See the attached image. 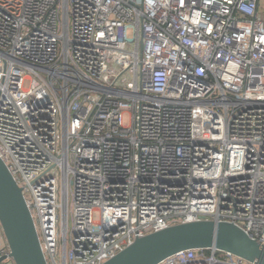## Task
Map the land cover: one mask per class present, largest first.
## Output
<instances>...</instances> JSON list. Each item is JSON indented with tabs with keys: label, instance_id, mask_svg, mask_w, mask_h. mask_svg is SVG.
I'll return each instance as SVG.
<instances>
[{
	"label": "built area",
	"instance_id": "obj_1",
	"mask_svg": "<svg viewBox=\"0 0 264 264\" xmlns=\"http://www.w3.org/2000/svg\"><path fill=\"white\" fill-rule=\"evenodd\" d=\"M260 6L0 0V158L47 264H104L200 221L264 246ZM159 264L255 263L206 249Z\"/></svg>",
	"mask_w": 264,
	"mask_h": 264
},
{
	"label": "water",
	"instance_id": "obj_2",
	"mask_svg": "<svg viewBox=\"0 0 264 264\" xmlns=\"http://www.w3.org/2000/svg\"><path fill=\"white\" fill-rule=\"evenodd\" d=\"M0 227L10 249L9 256L0 258V264L7 259L15 264H47L22 188L1 158ZM206 249L264 264L263 245L234 224L214 221L178 224L138 238L104 264H159L182 251Z\"/></svg>",
	"mask_w": 264,
	"mask_h": 264
},
{
	"label": "crops",
	"instance_id": "obj_3",
	"mask_svg": "<svg viewBox=\"0 0 264 264\" xmlns=\"http://www.w3.org/2000/svg\"><path fill=\"white\" fill-rule=\"evenodd\" d=\"M263 10L264 9L262 8V6H260L261 15H262V18L264 19ZM4 245H7V242H6V239L4 237L3 231H2V229L0 227V247L4 246Z\"/></svg>",
	"mask_w": 264,
	"mask_h": 264
},
{
	"label": "rangeland",
	"instance_id": "obj_4",
	"mask_svg": "<svg viewBox=\"0 0 264 264\" xmlns=\"http://www.w3.org/2000/svg\"><path fill=\"white\" fill-rule=\"evenodd\" d=\"M260 2H261L262 8L264 9V0H260ZM263 16H264V10H263Z\"/></svg>",
	"mask_w": 264,
	"mask_h": 264
}]
</instances>
